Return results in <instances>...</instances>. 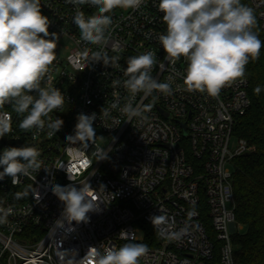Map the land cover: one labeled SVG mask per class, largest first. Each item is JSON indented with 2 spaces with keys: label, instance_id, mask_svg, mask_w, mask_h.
Masks as SVG:
<instances>
[{
  "label": "built area",
  "instance_id": "obj_1",
  "mask_svg": "<svg viewBox=\"0 0 264 264\" xmlns=\"http://www.w3.org/2000/svg\"><path fill=\"white\" fill-rule=\"evenodd\" d=\"M248 2L264 40V0ZM158 3L114 9L107 42L98 46L81 40L72 22L74 5L41 0L49 31L60 36L42 86L65 95L63 107L50 114L64 123L55 135L47 128L33 135L35 129L19 128L23 117L11 105L2 109L11 114L12 131L0 138V154L7 147L34 146L41 169L21 175L16 185L9 177L0 181V208L12 210L0 223V264H71L74 253L67 250L76 251L78 260L90 246L150 243L144 225L155 233L157 246L147 247L138 264H209L214 252L217 264H234L231 238L242 226L234 216L232 162L251 148L234 137L233 128L249 108L248 83L238 79L215 97L186 91L187 62L170 63L159 42L166 25ZM80 10L95 12L89 5ZM147 51L157 58L152 76L170 83L171 93H138L132 104L139 114L130 117L120 110L129 99L124 70L129 57ZM116 102L119 107L112 108ZM81 113H96L97 137L86 149L66 140ZM86 183L104 202L88 213V223L69 224L53 187Z\"/></svg>",
  "mask_w": 264,
  "mask_h": 264
},
{
  "label": "clouds",
  "instance_id": "obj_2",
  "mask_svg": "<svg viewBox=\"0 0 264 264\" xmlns=\"http://www.w3.org/2000/svg\"><path fill=\"white\" fill-rule=\"evenodd\" d=\"M66 2L76 7L72 22L79 29L81 40L99 46L107 42L106 32L112 25L108 14L117 8L138 10L144 0ZM83 5L93 7L95 12L86 15L80 10ZM158 9L166 25V32L159 36L166 59L173 65L181 58L187 62L183 74L186 91L218 96L225 85L245 76L246 66L259 59L264 48V41L253 30L257 22L254 10L241 0H159ZM50 25L51 20L42 13L41 0H0V138L12 131L11 114L2 111L5 105H11L23 117L19 123L22 131L36 130L33 135L45 128L49 135H55L63 126L62 119L53 120L50 114L63 107L65 95L57 87L42 86L57 58L60 39L56 32L49 31ZM101 60L109 65L106 58H95ZM156 64V55L151 51L127 59L123 87L129 99L120 109L123 113L130 117L139 114L132 104L138 93L145 96L153 92L171 93L170 83L159 82L152 76ZM254 92H260L259 86ZM111 107H119L118 102ZM95 120L96 113L78 114L74 134L66 137L69 146L79 144L86 149L95 144ZM39 157L40 152L34 146L4 148L0 154V181L9 177L16 185L21 175L39 171ZM53 192L63 203L62 216L69 224L88 223V213L98 211V203L103 201L91 195L98 191L89 183L80 187L57 184ZM11 211L0 208V223L6 221ZM67 251L74 253L71 264H138L147 245L129 243L118 249L90 246L78 260L76 251Z\"/></svg>",
  "mask_w": 264,
  "mask_h": 264
},
{
  "label": "trees",
  "instance_id": "obj_3",
  "mask_svg": "<svg viewBox=\"0 0 264 264\" xmlns=\"http://www.w3.org/2000/svg\"><path fill=\"white\" fill-rule=\"evenodd\" d=\"M241 2L250 7L248 0ZM254 31L264 41L257 22ZM243 78L248 83L250 105L244 115L236 119L233 135L245 141L251 150L232 162L234 216L242 229L233 234L231 240L234 264H264V48L259 59L246 66ZM257 86L258 94L254 92ZM143 232L150 241L144 245L157 246L153 230L144 225ZM217 260L218 252H214L209 264H217Z\"/></svg>",
  "mask_w": 264,
  "mask_h": 264
}]
</instances>
